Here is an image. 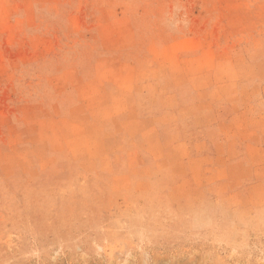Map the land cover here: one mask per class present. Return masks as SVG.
<instances>
[{"label": "rangeland", "instance_id": "obj_1", "mask_svg": "<svg viewBox=\"0 0 264 264\" xmlns=\"http://www.w3.org/2000/svg\"><path fill=\"white\" fill-rule=\"evenodd\" d=\"M0 264H264V0H0Z\"/></svg>", "mask_w": 264, "mask_h": 264}]
</instances>
